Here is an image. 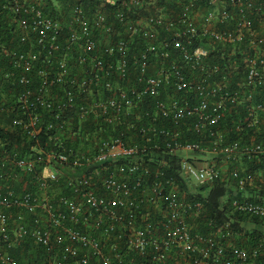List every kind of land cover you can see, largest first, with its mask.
I'll return each mask as SVG.
<instances>
[{"label":"built area","instance_id":"built-area-1","mask_svg":"<svg viewBox=\"0 0 264 264\" xmlns=\"http://www.w3.org/2000/svg\"><path fill=\"white\" fill-rule=\"evenodd\" d=\"M0 130V264H264L195 223L264 222V0H0Z\"/></svg>","mask_w":264,"mask_h":264},{"label":"trees","instance_id":"trees-1","mask_svg":"<svg viewBox=\"0 0 264 264\" xmlns=\"http://www.w3.org/2000/svg\"><path fill=\"white\" fill-rule=\"evenodd\" d=\"M226 124L228 127H232L230 120H225L224 122H222L221 127L223 128V126H225ZM232 135L234 139L237 138L235 137V134H232ZM243 138H245L244 135H243ZM15 139H16V136L14 138L13 135L9 133L5 134L2 130H0V140H4L9 145H12V143L16 141ZM171 164L173 168L175 169L179 164V158L173 159ZM244 164L249 166V168H252V165H254L253 162H246L245 160H244ZM259 193L260 195L264 196V188ZM229 194H230V189L226 185H224L222 182H217L210 186L205 185L199 188L198 193L196 194V197L200 199L202 203L204 204L205 214H203L202 218L197 220L195 223L198 225L201 232L203 233L208 232L209 228L207 227V223L209 221V218H213V216H215L219 222L228 221L230 219H233L234 220L233 226L239 231L242 229H245L244 224L247 223L248 221L252 222L253 225H256L259 227L264 226V222H261L256 218L247 220L246 217L242 215L232 216L230 214V208L228 205V201L224 200L225 203L221 202V199L226 195L229 196ZM246 235L250 236L251 241H249V244H252V242L254 243V240L261 237L263 233L262 231H260L259 228L257 229L255 228V229L250 230L249 232H246ZM31 254H32V257H34L32 258V262H36L37 253L33 252ZM29 255L30 253H27L26 250L25 251L17 250L14 252V256H16V258L21 261L23 260L25 261V259L30 258Z\"/></svg>","mask_w":264,"mask_h":264},{"label":"rangeland","instance_id":"rangeland-1","mask_svg":"<svg viewBox=\"0 0 264 264\" xmlns=\"http://www.w3.org/2000/svg\"><path fill=\"white\" fill-rule=\"evenodd\" d=\"M178 156L182 157L184 159H188V158H202V156H200L199 154H195V153H192V152H185V151L178 152ZM209 157H213V156L209 155ZM244 225H245L244 227H245V229L247 231H250V230L255 229V228L256 229L259 228L260 231L264 232V227H262V226L259 227V226L253 225V223L250 222V221H248ZM29 256L31 257L32 254H30Z\"/></svg>","mask_w":264,"mask_h":264},{"label":"crops","instance_id":"crops-1","mask_svg":"<svg viewBox=\"0 0 264 264\" xmlns=\"http://www.w3.org/2000/svg\"><path fill=\"white\" fill-rule=\"evenodd\" d=\"M264 234V232H262Z\"/></svg>","mask_w":264,"mask_h":264}]
</instances>
